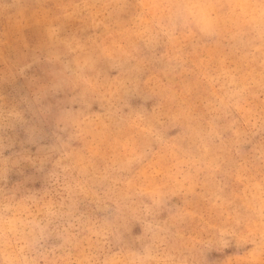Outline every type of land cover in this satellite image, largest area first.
<instances>
[{"label":"clouds","instance_id":"obj_1","mask_svg":"<svg viewBox=\"0 0 264 264\" xmlns=\"http://www.w3.org/2000/svg\"><path fill=\"white\" fill-rule=\"evenodd\" d=\"M0 264H264V0H0Z\"/></svg>","mask_w":264,"mask_h":264}]
</instances>
